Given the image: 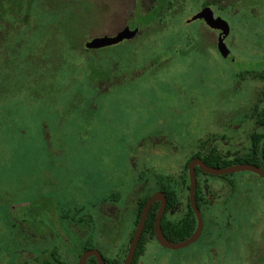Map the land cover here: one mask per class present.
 <instances>
[{
  "label": "rangeland",
  "instance_id": "obj_1",
  "mask_svg": "<svg viewBox=\"0 0 264 264\" xmlns=\"http://www.w3.org/2000/svg\"><path fill=\"white\" fill-rule=\"evenodd\" d=\"M62 1L39 0L38 30L33 17V29L0 43V82L8 77L0 93V238L12 237L0 248L2 264L38 262L41 243L24 229L29 222L36 233L37 193L59 217L48 247L59 246L61 260L75 264L90 245L124 261L136 201L148 188L170 181L179 194L171 220H182L184 167L196 148L242 153L261 131L250 110L255 94L264 95V0H221L223 11L210 6L229 23L233 63L217 50L218 31L189 21L206 0H166L159 18L132 39L88 53L49 47L57 19L74 15L83 23L84 44L114 36L153 0ZM86 60L111 81L89 84ZM255 64L262 66L245 71ZM33 65L42 79L26 74ZM226 180L234 187L197 176L206 220L198 243L170 250L149 240L137 264H264V182L247 172ZM70 214L87 221L81 232L62 221Z\"/></svg>",
  "mask_w": 264,
  "mask_h": 264
},
{
  "label": "trees",
  "instance_id": "obj_2",
  "mask_svg": "<svg viewBox=\"0 0 264 264\" xmlns=\"http://www.w3.org/2000/svg\"><path fill=\"white\" fill-rule=\"evenodd\" d=\"M38 1L39 0H0V43L1 44L3 40H5L8 36L12 35V33L2 32V30L6 29L5 25L10 26L8 28L11 29H16V30L18 29L19 30L18 36L25 35L26 34L25 31L27 30V32H29L30 28L36 29L35 31L38 30V28L35 26L36 24H40V20H39L40 15H33L34 9L36 8L34 6L37 4ZM47 1L50 0H43V2H47ZM66 1L67 0H64L62 2H66ZM44 4L42 5L44 6ZM222 4L223 3L221 0H206L203 2V7L212 6L218 11H223L224 7ZM165 6H166V0H153V3L150 9L147 11V13L140 16L134 15L132 17V21L127 26H129L130 29L137 28L139 31L142 28L153 24L159 18L160 13L164 10ZM33 17L35 22L32 28L31 20ZM83 26H84L83 23L82 25H79V20L75 19L74 15L66 16L65 18L63 19L60 18L59 20L57 19L55 21V25L52 27V31H54V33L51 35L50 38V42L52 43V46L54 44H59V46L61 47L79 50L80 52L82 51L86 53L91 51L100 52L102 49H109L115 47V46H109L98 50L87 49L85 47V42L84 44L81 43L82 41L78 43V39L80 38L79 32ZM85 64H86V69L89 70L88 82L91 85L92 84L97 85L100 81L104 83H108L111 81L113 76L111 73H108L105 70H101V69L99 70L90 60H86ZM88 64L92 66H88ZM6 77L7 76H5V78ZM42 88H43L42 86H39L38 88L34 89V91L40 90ZM262 101L264 102V96H262V98H258L257 101H255L253 106V111L251 114L255 125L260 126L262 131L252 132L250 134L249 145L245 149V152L236 153L234 155H229V154L223 155L215 147L209 149L206 153H202L200 151V147L196 148V151L192 153L191 157L186 162L184 167L185 176L182 179V187L186 191L188 190L187 164L192 158H199L204 164L212 168H225L237 164H251L257 167H262L261 159L264 161V108L259 107V103H263ZM199 174H204V173L200 171V169L195 168L196 178ZM227 177L228 176H219L216 178L226 180ZM229 183L230 186L232 187L234 186L232 182ZM156 191H161L165 195L167 201L165 214L162 216L160 221V228L163 237L168 242L171 243H180L188 239L196 228V218L189 204L187 205V210L182 220H178L175 222L167 219L166 217V214L174 208V206L177 204L178 201V191L170 181H167V183H159L157 186L150 187L149 189H147V192L144 193L138 199V208L135 213L134 227L137 224L144 203ZM195 199H196V205L202 213L203 223L205 225V218L203 216V207H202L203 198L201 196V190L198 181L196 185ZM158 207H159V203H154L149 211L148 218L145 223V227L143 229V232L140 236V239L138 241V244L134 252L132 264L138 263V260L145 252L147 243L149 242V240L154 239L153 224ZM204 233H205V228L202 234ZM88 249H94V248L90 245H85L77 255L76 260L74 261L75 264H77L80 255L85 250ZM59 251H60L59 246H56L52 249V256H53L51 259L52 264H68L66 261L61 260V253H59ZM99 252L105 264H123L124 262L118 260L117 258H109L104 251L99 250ZM126 253L127 250L124 253V257L126 256ZM51 262L45 261L44 264H51ZM86 264H97V262L94 257H90L87 260Z\"/></svg>",
  "mask_w": 264,
  "mask_h": 264
},
{
  "label": "water",
  "instance_id": "obj_3",
  "mask_svg": "<svg viewBox=\"0 0 264 264\" xmlns=\"http://www.w3.org/2000/svg\"><path fill=\"white\" fill-rule=\"evenodd\" d=\"M196 20H202L208 28L219 31V35L217 39V48H218L219 53L222 56L226 57L228 54V50L226 48L224 40L230 33V26L227 23V21H225L221 17H215L214 12L210 7H204L199 12H197L195 15H193L189 21H196ZM137 32H138L137 28L130 29L129 27H124L121 31H119L114 36H99V37H94L90 39L89 41H86L85 47L87 49H101V48L117 45L123 41H128L132 39L137 34ZM196 167L199 168L203 173L210 175V176H215V177L225 176V175H230V174L240 173V172H249V173H253L259 176L260 178L264 180V170L255 165L237 164V165H233V166L225 167V168H212L204 164L198 158H194L190 160L187 166L188 177H189L188 198H189L190 208L193 211L196 221H197L195 231L188 239L180 243L168 242L163 237L161 228H160V221H161V217L163 215L164 209H165L166 201H165V197L163 193L156 192L146 201V203L144 204L141 210L136 228L129 242L127 253H126L123 264H132L134 252L138 244V241L140 239V236L143 232V229L145 227V223L148 217L149 210L155 202L160 203V207L155 216L154 224H153L154 240L159 246L166 248V249H170V250H177V249L185 248L195 243L198 240V238L200 237L202 233L203 220H202L201 212L198 209L196 205V201H195V191H196V185H197V179L195 175ZM90 257H94L96 259L97 264H105L101 254L96 249L85 250L80 255L77 264H86L87 260Z\"/></svg>",
  "mask_w": 264,
  "mask_h": 264
},
{
  "label": "flooded vegetation",
  "instance_id": "obj_4",
  "mask_svg": "<svg viewBox=\"0 0 264 264\" xmlns=\"http://www.w3.org/2000/svg\"><path fill=\"white\" fill-rule=\"evenodd\" d=\"M208 7V6H207ZM215 16V15H214ZM217 17H220V16H217ZM222 18V17H221ZM223 19V18H222ZM225 20V19H224ZM197 21V20H196ZM202 21V20H201ZM225 21H227V20H225ZM203 22V21H202ZM204 23V22H203ZM227 23H228V21H227ZM205 24V23H204ZM229 24V23H228ZM126 27H129V26H126ZM210 29V28H209ZM36 29H33V31H35ZM212 30V29H211ZM30 31V30H29ZM216 31V30H215ZM2 32H5V33H12V35L13 34H15V35H19L18 34V32H19V30L17 29H4V30H2ZM219 32V31H218ZM11 35V36H12ZM219 35V34H218ZM228 37V36H227ZM226 37V38H227ZM226 38H225V40H226ZM225 40H224V43H225ZM122 43V42H121ZM121 43H119V44H121ZM118 45V44H117ZM2 46V45H1ZM113 46H116V45H113ZM49 47H53V46H49ZM93 50H95V49H93ZM96 50H98V49H96ZM217 50H218V48H217ZM89 51V50H88ZM219 52V51H218ZM220 54V53H219ZM221 55V54H220ZM228 55H229V52H228V54H227V56L226 57H224V56H222V58H227L228 57ZM31 59L33 58V57H30ZM228 59L232 62L233 61V58L230 56V57H228ZM227 59V60H228ZM262 62H264V61H262ZM233 63V62H232ZM262 65L261 64H255V65H252V67H250L249 68V70H245L246 72H249V71H251V70H254V69H258V68H260ZM16 68H18V67H16ZM27 68H29V70H27ZM36 70H37V68L33 65L32 67H29V66H26V70H25V72H26V74L28 75L29 73H34V77H39L40 79H42L43 78V76L44 75H40V72H36ZM242 70V69H241ZM21 72H23V71H21ZM16 78H18V77H16ZM7 82L8 81V77H4L3 78V80L0 82V93L2 94V95H4V94H6L7 92L5 91V87L6 86H4V85H2L1 83L2 82ZM99 83H101V81L99 82ZM90 84V83H89ZM94 84H92V86H93ZM20 92H21V89H20ZM260 94H263V93H260ZM259 93L258 94H255V96H256V98H255V101H257V99H258V96L260 95ZM36 95V96H35ZM262 96H264V95H262ZM33 98H35V97H39L38 96V92H34V96H32ZM254 103L255 102H253V104H252V107H251V110H250V113L252 114V111H253V106H254ZM264 103V102H263ZM261 108V107H260ZM258 126V125H257ZM260 127V126H259ZM261 128V127H260ZM261 131H262V129H261ZM189 146V145H188ZM192 147H193V145H192ZM194 153V152H193ZM191 157V156H190ZM192 159H194V158H192ZM191 159V160H192ZM199 159V158H198ZM189 160V159H188ZM201 160V159H200ZM190 162V161H189ZM188 162V163H189ZM261 164H262V167H259V168H261V169H263L264 170V161L261 159ZM187 166H188V164H187ZM197 168V167H196ZM199 169V168H198ZM201 171V170H200ZM241 173V172H240ZM247 173H249V172H247ZM205 174V173H204ZM203 174V175H204ZM235 174V173H234ZM251 174H253V173H251ZM207 175V174H206ZM230 175H232V174H230ZM253 175H255V174H253ZM225 176H229V175H225ZM256 176V178H258L260 181H262V182H264V180L262 179V178H260L259 176H257V175H255ZM215 177V176H214ZM197 179V178H196ZM227 179V178H226ZM224 181H227V180H224ZM229 182H232L233 183V181H227V184L230 186V183ZM234 185V184H233ZM234 187V186H233ZM232 186H230V188H233ZM149 189V188H148ZM189 190V189H188ZM188 190H187V205L189 204V198H188ZM147 192V190L145 191V193ZM156 192H161V191H156ZM156 192H154V193H156ZM153 193V194H154ZM162 193V192H161ZM152 194V195H153ZM143 195V194H142ZM151 195V196H152ZM164 195V194H163ZM150 196V197H151ZM149 197V198H150ZM164 197H165V195H164ZM178 197H179V194H178ZM148 198V199H149ZM147 199V200H148ZM42 200V198H40V196H39V194L37 193V198L36 199H34V201L36 202V204H37V202H39L38 203V205H37V212H38V216H37V221H36V223L34 224V225H36V236H35V234L33 233V230H34V227H33V225L31 224V223H27L26 225H24V229H25V233H26V235L28 236V237H30V235L32 234V237H33V239L34 240H38L40 243H41V249L39 250V252H38V254H37V257H36V259L38 260V262H37V264H44V262L45 261H49V262H51V259H52V249L54 248V247H48V245H50L51 243H53L54 241H53V236H52V232H51V224L52 223H55L54 222V219L56 218L55 217V207L53 206V205H51L50 203H43V202H40ZM146 200V201H147ZM104 201V200H103ZM165 201H166V197H165ZM195 201H196V199H195ZM178 202V201H177ZM146 203V202H145ZM144 203V204H145ZM155 203H159V202H155ZM136 204H137V208H138V200L136 201ZM25 205H27V204H25ZM69 206V205H68ZM144 206V205H143ZM176 206H177V204L174 206V208L172 209V210H170L167 214H166V217H167V219H169V220H171V215H172V213H173V211L175 210V208H176ZM190 206V205H189ZM53 207V208H52ZM152 207V206H151ZM159 207H160V203H159ZM159 207H158V210H159ZM166 207H167V201H166V204H165V209H164V212H163V215L165 214V211H166ZM143 208V207H142ZM151 209V208H150ZM199 209V208H198ZM75 210H77L78 211V213H80V214H82V211H83V208H79V206H76V209ZM142 210V209H141ZM158 210H157V212H158ZM136 211H137V209H136ZM150 211V210H149ZM201 212V211H200ZM69 213H70V211H69ZM141 213V212H140ZM149 214V213H148ZM157 214V213H156ZM162 215V216H163ZM140 216V215H139ZM156 216V215H155ZM201 216H202V213H201ZM203 216H204V214H203ZM62 221L63 222H65L66 223V225H67V227L69 228V227H73V226H77L78 227V231L79 232H81V226H84V227H86L87 225V221H84V222H82V218H79V219H75L74 218V216H73V214H72V216H71V214H70V216H68V215H63L62 217ZM148 218V217H147ZM162 218V217H161ZM57 220H58V222H59V217L58 218H56ZM139 219V218H138ZM155 219V218H154ZM88 220V219H87ZM202 220H203V217H202ZM138 222V221H137ZM205 223H206V220H205ZM137 225V224H136ZM196 225H197V221H196ZM134 227V226H133ZM83 228V227H82ZM135 228H136V226L134 227V230H135ZM204 228H205V225H204V223H203V229H202V233H203V230H204ZM196 229V228H195ZM195 231V230H194ZM134 232V231H133ZM201 233V235H200V237L198 238V240L200 241V239L202 238V236L204 235V234H202ZM19 234H20V231H19V233H18V235L15 237V239H17L18 238V236H19ZM193 234V233H192ZM133 235V234H132ZM154 235V234H153ZM8 238H11L12 239V237H11V235L9 236V237H3V238H0V248L2 247V244L8 239ZM131 240V239H130ZM197 240V241H198ZM195 242V243H198V242ZM194 244V243H193ZM260 247H261V249L263 250L264 249V244L262 245V244H260ZM97 250V249H96ZM99 251V250H98ZM19 252H20V250H17L16 251V254H17V256L18 255H20L19 254ZM100 253V252H99ZM0 256H3V251L0 249ZM33 261L35 260V257L33 256V259H32ZM0 264H2L1 262H0ZM51 264H52V262H51Z\"/></svg>",
  "mask_w": 264,
  "mask_h": 264
}]
</instances>
